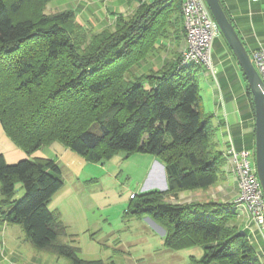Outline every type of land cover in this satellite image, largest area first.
<instances>
[{
  "label": "trees",
  "instance_id": "1",
  "mask_svg": "<svg viewBox=\"0 0 264 264\" xmlns=\"http://www.w3.org/2000/svg\"><path fill=\"white\" fill-rule=\"evenodd\" d=\"M49 1L0 0V125L6 137L28 155L57 142L90 163L116 153L150 155L164 167L167 190L132 196L129 217L159 223L171 250L201 248L194 264H263L246 235L227 225L236 217L233 203L164 201L214 186L227 163L214 141L213 115L203 110L201 67L178 59L124 79L178 24L180 0L143 3L97 33L78 24L71 10L47 14ZM17 184L24 190L18 200ZM62 186L54 161L8 164L0 154V225L20 227L35 249L69 264H106L82 259L77 246L64 242L71 235L48 209Z\"/></svg>",
  "mask_w": 264,
  "mask_h": 264
},
{
  "label": "rangeland",
  "instance_id": "2",
  "mask_svg": "<svg viewBox=\"0 0 264 264\" xmlns=\"http://www.w3.org/2000/svg\"><path fill=\"white\" fill-rule=\"evenodd\" d=\"M49 6H46L47 14L51 13ZM168 48L169 52H172L168 56L172 58L167 63L178 61L185 50L180 47ZM149 57L150 55L131 68L130 75H125L126 82L134 76L151 74L159 69L153 66L151 71L142 72L141 67ZM201 74L203 70L199 69L198 76ZM203 79L199 86L203 110L213 115L211 123L215 126L217 121L214 118V104H223L219 92L221 87L204 74ZM213 92L217 93V97L213 96ZM92 131L98 132L94 126ZM214 141H221L219 130L214 133ZM19 150L24 154V158L19 155L13 157L11 153L14 149L5 141H0V154L8 164L22 159L44 158L54 161L59 168L63 186L52 197L48 209L58 214L67 228V233L71 235L64 239V242L77 246L82 259L101 260L106 264H194L193 259L198 260L201 257L202 249L199 247L169 250L164 245L165 229L159 223L148 217L140 219L127 215L132 196L155 191L142 189L143 182L152 169L151 164L157 161L154 157L141 153H116L109 160L90 163L57 142L43 146L30 155ZM251 162L254 164L252 159ZM156 167L155 165L153 168L151 178L163 181L161 170ZM213 187L208 194L204 193L205 190H197L202 192L193 194L195 191H191V196L184 194L164 201L173 205L209 201L231 203L232 193L226 191L225 197H222ZM23 193L21 184H17L15 199H20ZM234 210L236 217L229 220L227 225L239 231L238 211L236 208ZM60 260L69 264L64 258Z\"/></svg>",
  "mask_w": 264,
  "mask_h": 264
},
{
  "label": "crops",
  "instance_id": "3",
  "mask_svg": "<svg viewBox=\"0 0 264 264\" xmlns=\"http://www.w3.org/2000/svg\"><path fill=\"white\" fill-rule=\"evenodd\" d=\"M151 1L154 0H50L48 4L50 5L49 10L51 13L63 10L73 11L78 24L86 27L91 32L97 33L112 27L120 16H132L141 4L150 3ZM220 1L251 59L253 53L259 47L264 46V0ZM183 29V19L179 15L178 24L173 29H169L167 37L159 42V50L152 53L143 63L142 72L151 71L154 68L153 66L160 68L167 63L172 58V56H168V54L172 53L169 52L168 47L186 49L187 44ZM211 57L217 69L216 80L221 87L219 92H221L223 103L221 104L222 106L217 103L214 104V118L217 121L216 124L214 123V127L219 130L221 135V141L216 143L218 150L225 153L231 145L236 151H248L250 158L254 161V108L251 106L248 95L247 90L249 88L236 58L218 29L212 42ZM150 58L152 60H149ZM203 74L206 78H210L204 70ZM203 74L199 75L200 77L198 76L199 86L200 82H202ZM215 92H213V96L217 97ZM0 141H5L10 148L14 149L11 153L13 157L18 155L25 157L9 141L2 128L0 129ZM7 161L10 162L11 160ZM152 166L153 163L151 164ZM212 187L205 190L204 193L208 194ZM214 187L222 197H225L226 191L232 193L231 203L238 195L236 178L227 166L223 167L218 182ZM200 192L202 191H195L193 194H200ZM184 194L191 196L192 193L182 192L177 198ZM170 198L173 197H168L167 200ZM237 216L239 231L246 235L259 260L264 264V235L260 233L256 224L244 209L238 212ZM199 254L201 255L200 252ZM0 264L64 263L55 256L39 251L29 242H26L20 227L3 224L0 225Z\"/></svg>",
  "mask_w": 264,
  "mask_h": 264
},
{
  "label": "built area",
  "instance_id": "4",
  "mask_svg": "<svg viewBox=\"0 0 264 264\" xmlns=\"http://www.w3.org/2000/svg\"><path fill=\"white\" fill-rule=\"evenodd\" d=\"M185 30L186 49L180 58L183 66L197 65L217 83V69L211 57L212 42L218 29L205 0H180ZM264 84V46L251 58ZM227 167L236 178L238 195L233 201L240 212L244 209L264 235V196L258 180L255 163L246 150L236 151L231 145L224 153Z\"/></svg>",
  "mask_w": 264,
  "mask_h": 264
},
{
  "label": "water",
  "instance_id": "5",
  "mask_svg": "<svg viewBox=\"0 0 264 264\" xmlns=\"http://www.w3.org/2000/svg\"><path fill=\"white\" fill-rule=\"evenodd\" d=\"M214 22L231 49L247 82L254 108L255 126V169L264 196V84L254 68L241 39L233 27L220 0H205ZM161 170L163 181L151 178L154 166ZM156 167V168H157ZM143 190L155 189L159 192L167 190L164 167L160 162H154L152 169L143 182Z\"/></svg>",
  "mask_w": 264,
  "mask_h": 264
}]
</instances>
